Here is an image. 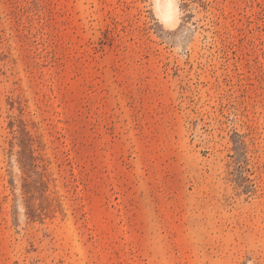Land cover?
I'll return each instance as SVG.
<instances>
[{
  "label": "rangeland",
  "instance_id": "obj_1",
  "mask_svg": "<svg viewBox=\"0 0 264 264\" xmlns=\"http://www.w3.org/2000/svg\"><path fill=\"white\" fill-rule=\"evenodd\" d=\"M0 264H264V0H0Z\"/></svg>",
  "mask_w": 264,
  "mask_h": 264
}]
</instances>
